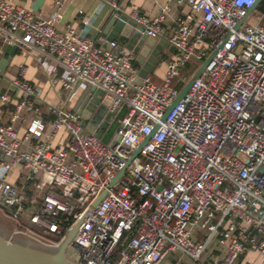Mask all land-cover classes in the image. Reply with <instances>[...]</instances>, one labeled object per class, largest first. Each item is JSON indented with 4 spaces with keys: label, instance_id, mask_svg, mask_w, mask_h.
<instances>
[{
    "label": "built area",
    "instance_id": "2783aa9c",
    "mask_svg": "<svg viewBox=\"0 0 264 264\" xmlns=\"http://www.w3.org/2000/svg\"><path fill=\"white\" fill-rule=\"evenodd\" d=\"M65 1L42 17L0 0V40L36 50L43 68L52 60L48 82L59 98L52 121L37 116L21 134L15 123L39 114L40 100L28 81H11L21 97L0 125V215L13 233L58 244L81 222L66 251L73 264H164L172 254L238 264L248 253L264 264V11L236 29L256 0H172L189 8L172 29L164 27L168 6L154 17L133 9L129 18L175 52L160 84L140 76L135 53L120 42L93 40L85 10L83 28L64 23ZM100 1L121 12L117 0ZM88 88L113 98L109 112L126 107L107 143L69 108ZM60 132L66 142L55 146ZM16 166L24 173L10 182Z\"/></svg>",
    "mask_w": 264,
    "mask_h": 264
},
{
    "label": "crops",
    "instance_id": "0c3cea01",
    "mask_svg": "<svg viewBox=\"0 0 264 264\" xmlns=\"http://www.w3.org/2000/svg\"><path fill=\"white\" fill-rule=\"evenodd\" d=\"M14 3L33 11L35 14L46 17L54 10V0H13ZM121 12L129 14L133 9L137 10L142 15L157 16L161 10L168 6L170 11L164 22L166 29H172L176 26L177 20L183 17L184 13L189 12L188 6H177L172 0H117ZM83 9L92 17V27L90 28V36L98 44L107 46L106 41H117L114 28L110 25V18L114 14L113 10L107 6L102 5L100 0H66L62 12L64 16V23L69 22L83 28L81 23V16L78 15V10ZM127 42L123 41L120 44L127 49ZM15 45H5L0 40V71L3 72L4 77L0 81V125L8 124L10 122L11 114L16 108V104L21 97V93L16 90L11 81L15 78H21L28 81L33 87L40 102L37 104L39 114L32 112H24L20 120L15 123V126L23 134L30 122L37 116L45 122L52 121L55 118L53 109L59 104V98L50 88L47 73L50 68L55 67L52 60H48L47 68H43L37 62L38 52L31 50L25 52L20 48L13 50ZM128 50V49H127ZM134 52V51H133ZM135 53V52H134ZM174 50L165 49L158 58L159 63L155 66L154 71L149 74L152 81L156 84L162 83L167 73V65L169 60L174 55ZM136 55L135 67L140 71L143 69V64L138 61V54ZM22 68L24 73L22 74ZM195 73H192V77ZM84 91L79 90L77 94L70 100L69 108L75 110L79 102L82 100ZM7 96V101L2 100V96ZM67 134L60 132L55 140V146H61L66 142ZM20 166L14 167L8 175L10 182H19L20 174L22 173ZM24 173V172H23ZM24 175V174H23ZM30 197H33V192H28ZM10 224V223H9ZM186 259V256L180 254H172L166 258L164 264H191ZM259 256L255 253H248L244 255L238 264H258ZM198 264V263H194Z\"/></svg>",
    "mask_w": 264,
    "mask_h": 264
},
{
    "label": "water",
    "instance_id": "95a60500",
    "mask_svg": "<svg viewBox=\"0 0 264 264\" xmlns=\"http://www.w3.org/2000/svg\"><path fill=\"white\" fill-rule=\"evenodd\" d=\"M262 1L256 0L255 4L248 9L247 15L239 20L236 29L240 28L251 12L257 10ZM110 25L115 29L114 32L117 40L119 42L128 41L127 49L138 54L137 59L143 64V69L140 71L141 77H146L154 71L155 66L159 63L158 56L162 51L165 49L173 50V47H170L165 40L148 37L144 33L143 28L132 21L128 14L114 13L110 18ZM13 50L16 51V46L13 47ZM214 55L215 52L202 63L197 72L191 77L177 99L167 109L163 120L167 118L172 109L184 98L194 82L209 66ZM112 102L113 98L105 94L103 90L88 88L84 92L82 100L75 108V111L82 114L83 126L86 131L96 134L105 143L109 141L119 125L118 121L123 118L126 112V107H123L118 113L109 112ZM103 119H105L104 123L100 124ZM104 129H107L106 133H103ZM151 136L147 137L134 152L130 162L140 153ZM123 173L124 170L121 172V175ZM80 223L78 222L60 243L51 244L28 234H15L7 223L0 221V264H73L67 259L66 251Z\"/></svg>",
    "mask_w": 264,
    "mask_h": 264
},
{
    "label": "rangeland",
    "instance_id": "374dc122",
    "mask_svg": "<svg viewBox=\"0 0 264 264\" xmlns=\"http://www.w3.org/2000/svg\"><path fill=\"white\" fill-rule=\"evenodd\" d=\"M251 17H252V16H249L248 21H249V19H251ZM253 19H254V17H253ZM194 65H197V64L194 63V62H190L188 68H191V67H193ZM191 71H193V70H191ZM180 89H181V88H180ZM0 221H3V222H5V223H7V224L11 227V229H13L12 224H11L7 219L3 218L1 215H0ZM9 223H10V224H9ZM186 260L189 261L191 264H194V263H195L194 261H192V260H190V259H186Z\"/></svg>",
    "mask_w": 264,
    "mask_h": 264
},
{
    "label": "trees",
    "instance_id": "16d2710c",
    "mask_svg": "<svg viewBox=\"0 0 264 264\" xmlns=\"http://www.w3.org/2000/svg\"><path fill=\"white\" fill-rule=\"evenodd\" d=\"M257 10L264 11V0L261 2V4L259 5V7L257 8ZM136 64L138 65L137 62H136Z\"/></svg>",
    "mask_w": 264,
    "mask_h": 264
}]
</instances>
